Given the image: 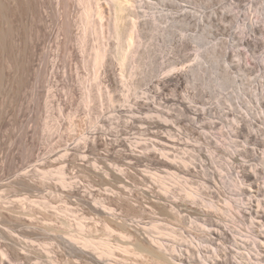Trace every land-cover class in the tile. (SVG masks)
Returning <instances> with one entry per match:
<instances>
[{
    "label": "rangeland",
    "instance_id": "374dc122",
    "mask_svg": "<svg viewBox=\"0 0 264 264\" xmlns=\"http://www.w3.org/2000/svg\"><path fill=\"white\" fill-rule=\"evenodd\" d=\"M65 1L0 0V264H96L68 239L78 229L111 241L108 264H169L122 248L156 239L175 264H264V0H142L129 49L134 1L119 41Z\"/></svg>",
    "mask_w": 264,
    "mask_h": 264
},
{
    "label": "bare ground",
    "instance_id": "6f19581e",
    "mask_svg": "<svg viewBox=\"0 0 264 264\" xmlns=\"http://www.w3.org/2000/svg\"><path fill=\"white\" fill-rule=\"evenodd\" d=\"M105 1H106V4L108 5V9H109V12L111 14V16H110L111 19H109V17H108V19L111 20L110 22L108 21V24L104 23L105 18H106V15H105V8L106 7L105 6L103 7V3H101L99 0H78V2L82 5V11H81L80 18H81V21L83 22V25L85 26V31L87 28L90 29V28L94 27L95 23L97 22L99 24L101 30L105 29L106 28L105 26H107V29H109L108 31L113 32L114 38L115 37L117 38V39H115V41H119L121 38L120 35L122 32V29H121L122 26L120 25V22L123 21V19L125 17H127L124 13L126 12V10H128V8H129L128 5L132 4L131 2L134 1V7H132V9H136V13H134V15H136V17H130L128 19V21L131 22V26H132L130 29L131 32L129 34L127 33L128 34L126 36L127 38L124 37V39H126V42L129 45V46L127 45L128 46L127 48L129 49L130 47H133L134 43H132V41L135 39L134 35H133V32H134L133 30L135 29L136 33H137L138 25L141 24V22H142L141 20L138 19V16L140 14V10H139L140 7H138V3H140L142 0H105ZM65 2H66L65 0H59L58 3L66 4ZM248 2L250 3V5L252 4L251 0H248ZM261 14H263V16H264V11H262ZM225 15L226 14L224 12L219 13L218 11H213L211 13V15H209V21L208 22L210 24H212L214 22V20H216L219 16L225 17ZM242 15L243 14H236L235 15L237 17V21L239 23H241L244 27L249 26V27H251L252 30H254L257 27V25H256L257 21L254 20L253 18H250L247 21H243L240 18ZM201 19L205 20L204 15L201 16ZM94 31H96V29H94ZM123 36H125V35H122V38H123ZM250 41L251 40H250L249 36L241 35L239 37L238 43H239V45L248 47L250 45ZM100 43L97 42L93 46L94 52H93V56H92L93 57L92 64L95 68H99V67L104 66V59H105L106 53H108V51H109L108 45H105L104 43H101V44ZM118 46L121 47V45H118ZM123 48H122V51H123ZM128 49H127V51H128ZM216 53H217V51H216ZM234 54L239 57L238 64L240 66H249L248 63L243 60L241 53L238 52V53H234ZM234 54L230 49L226 48L225 50H223V52L220 54V56H223L224 60L226 62L227 61L232 62L231 59H232V55H234ZM124 55L127 56V53L125 54V52H124ZM124 55L122 56L121 60L125 59ZM119 58H120V56H119ZM124 61L125 60H123L122 62H124ZM259 77L262 78L260 80H262V84L264 86V74H260ZM96 78L98 79L99 76H97ZM226 81H227V79L225 78V76H223V82L225 83ZM158 84H162V82H159ZM240 91H243V90L240 88ZM86 99H88V101H89L88 95L86 96ZM180 104L182 105V107H184V109L188 107V105L184 102H181ZM194 114L199 116V114L196 112V109L194 111ZM236 127H238V126H236ZM247 128L249 131L251 130V123L247 124ZM247 134H248V132H247ZM164 145H170V143H164ZM136 148H138V147H136ZM186 149H190V147H186ZM154 152H156V149H154ZM156 154H158V152H156ZM160 154H162V158H164V160H166V162H168V156H170V154H168V152H166V149H164V152H160ZM173 161H181L184 164H187V160L182 158L181 156H174ZM228 162H230V164H232V162L230 160H228ZM184 164H182V166H184ZM176 166H178V164H176ZM192 168H194V166H192ZM168 169H171V165H169V167H167V170H164V168H160V170H164V172H168L169 171ZM184 170H186V166H184ZM194 170H196V168H194ZM147 172H150V170H147ZM230 172H234V170H232V168H230V170H228V172H226V173L229 176H231L232 174H230ZM168 174H171L172 176H166V178H170V180H172V182H168V180H164L163 182H168V184H172V186H174V188H176V184H178V182H182V176H180V178H178V172H174V170H172V169L170 170V172H168ZM148 175L152 176V174H148ZM156 176H160V178H164V176H162V174H158V172H156ZM244 176L248 179L250 177L249 173H244ZM156 180H158V178H156ZM154 184H156V182H154ZM161 186H164L163 188L166 190L165 191L166 196H168V192H170V188L168 186H166V184H162ZM180 186H182V184H180ZM184 186H188V184H186V182H184ZM184 186H182V188H184ZM215 189L216 188H214V186L212 187L210 185V192H208V195L212 197V194L214 193ZM184 190H186V188H184ZM180 193L184 194V192H180ZM188 194H189L188 196H191V195L195 196L194 194H197V192L191 191ZM200 196H202V194H200ZM211 197H210V202H214ZM202 198H206V196H202ZM202 198H200V199L202 200ZM172 199H175L174 196H172ZM202 201L206 202V200H202ZM226 203L230 204V202H228V200L226 201ZM214 204H208V206L212 207V206H214ZM226 213L231 218L233 217L232 212H226ZM260 217H262V215ZM203 225H205V223H203ZM99 237L100 236H97V238H96L95 236H93L89 233L86 234V233L82 232L81 229H78V230L74 231L68 239L73 244H75L76 246H79V248H78L79 253L86 255L90 259V261H92L93 263L108 264V263H106L107 262L106 260L114 253L113 252L114 251L113 245L110 243L111 241H108L109 239L108 240H106L107 238L106 239H99ZM125 243H127V242L125 241ZM150 243H151L150 245H148L146 243L144 245L145 247L141 245L143 249L142 248L140 249L139 246H138L139 249L134 248V247H133V249H130L129 247L124 246L125 244L123 245L124 247H122L121 245H120V247L123 248L124 252L125 251H132V253H138L139 251L144 252V250H145L146 252H148V254L150 253L149 256L152 255L154 257V259L159 261V262H161L164 259L165 261H168L169 264H175V261L177 259L182 260L181 259L182 257L180 255L177 257H175V256L170 257L171 260L165 259V256H163L161 251H160V249L162 247H164V245H165V243L163 241H159L156 239L155 241H151ZM118 247L119 246H117V248ZM164 249H165V247H164ZM172 249H174V247ZM209 251H210V249H209ZM198 252L201 254L202 257H205V254L203 255L201 250L198 249ZM163 254H164V252H163ZM133 255H135V254H133ZM216 255H218V253H216V251H211V254L209 255L208 261H214V259H216ZM246 257H250V260H251L252 255H246ZM204 261H206L205 258H204Z\"/></svg>",
    "mask_w": 264,
    "mask_h": 264
}]
</instances>
